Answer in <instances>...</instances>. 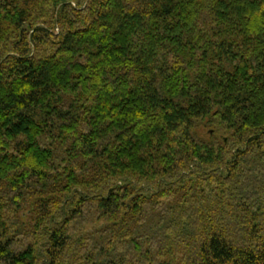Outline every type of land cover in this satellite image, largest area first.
<instances>
[{"label":"trees","instance_id":"trees-1","mask_svg":"<svg viewBox=\"0 0 264 264\" xmlns=\"http://www.w3.org/2000/svg\"><path fill=\"white\" fill-rule=\"evenodd\" d=\"M0 264H264V0H0Z\"/></svg>","mask_w":264,"mask_h":264},{"label":"rangeland","instance_id":"rangeland-1","mask_svg":"<svg viewBox=\"0 0 264 264\" xmlns=\"http://www.w3.org/2000/svg\"><path fill=\"white\" fill-rule=\"evenodd\" d=\"M200 136L207 137V132L205 130L200 131Z\"/></svg>","mask_w":264,"mask_h":264}]
</instances>
